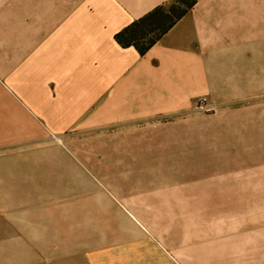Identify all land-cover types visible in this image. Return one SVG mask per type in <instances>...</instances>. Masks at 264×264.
I'll return each mask as SVG.
<instances>
[{
  "label": "crops",
  "instance_id": "crops-1",
  "mask_svg": "<svg viewBox=\"0 0 264 264\" xmlns=\"http://www.w3.org/2000/svg\"><path fill=\"white\" fill-rule=\"evenodd\" d=\"M170 1L0 0L11 96L29 114L51 130L107 129L114 145L138 147L112 154L113 177L172 176L158 169V146H172L186 162L173 176L203 179L185 190L129 187L122 193L138 196L119 204L130 217L104 240L75 242L53 258L50 250L36 258L33 234L19 242L17 218L0 206V264H19L20 249L24 264H264V217L229 232L224 217L185 228L158 219L166 216L158 210L264 200V4L196 0L141 53L148 27L127 30ZM201 98L213 109H199ZM183 192L184 205L170 196Z\"/></svg>",
  "mask_w": 264,
  "mask_h": 264
},
{
  "label": "rangeland",
  "instance_id": "rangeland-1",
  "mask_svg": "<svg viewBox=\"0 0 264 264\" xmlns=\"http://www.w3.org/2000/svg\"><path fill=\"white\" fill-rule=\"evenodd\" d=\"M257 4H264V0H244L243 9L251 10L252 5ZM9 54V51L5 54L0 51V206L4 216L17 218L19 242L26 243L32 234L35 235L36 258L49 250L52 258L57 257L61 248H74L78 241L104 240L116 224H122L125 217H130L119 202L122 198L138 196L122 193L130 191L131 186L185 190L187 186L203 182V179L173 176L179 173L176 170L185 169L186 162L176 160L178 156L173 154L172 146H158V151L161 150L158 169L169 170L168 174L172 176L113 177V172L108 169L112 154L121 155L123 148L138 151V147L114 145L107 129L90 126L80 129L79 126L51 130L45 127L11 96ZM84 123L81 125L86 126ZM146 148L139 149L142 152ZM170 196L177 197L180 205L189 202L185 192ZM229 206L225 211L206 208L203 203L193 210H158V215H166L158 219L173 227L185 228L193 220L204 224V219L224 217L228 219L226 228L229 232V229L247 228L234 226L243 219L253 221L264 217L263 195H258L257 202ZM26 255L27 252L20 249L19 264L25 263Z\"/></svg>",
  "mask_w": 264,
  "mask_h": 264
},
{
  "label": "trees",
  "instance_id": "trees-1",
  "mask_svg": "<svg viewBox=\"0 0 264 264\" xmlns=\"http://www.w3.org/2000/svg\"><path fill=\"white\" fill-rule=\"evenodd\" d=\"M196 4V0H171L170 3L156 8L153 12L140 20V22L133 24L127 30L128 32L138 31L139 26H147L148 30L143 32L145 36H151L145 46L137 44L141 53H144L149 46L166 33L180 18ZM126 31V32H127ZM139 33V32H138ZM133 34L136 37L142 38L140 34ZM142 33V32H140ZM132 35V36H133ZM134 36V37H135ZM119 42H122V33L116 36Z\"/></svg>",
  "mask_w": 264,
  "mask_h": 264
},
{
  "label": "built area",
  "instance_id": "built-area-1",
  "mask_svg": "<svg viewBox=\"0 0 264 264\" xmlns=\"http://www.w3.org/2000/svg\"><path fill=\"white\" fill-rule=\"evenodd\" d=\"M206 102H207L206 98H202L200 100V109L206 110V111L213 109V107L212 106L210 107L209 105H207Z\"/></svg>",
  "mask_w": 264,
  "mask_h": 264
}]
</instances>
